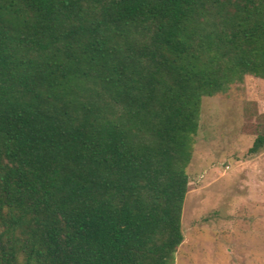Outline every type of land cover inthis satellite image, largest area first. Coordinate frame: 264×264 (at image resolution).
<instances>
[{"label": "trees", "instance_id": "trees-1", "mask_svg": "<svg viewBox=\"0 0 264 264\" xmlns=\"http://www.w3.org/2000/svg\"><path fill=\"white\" fill-rule=\"evenodd\" d=\"M247 75L264 0H0V264H175L202 98Z\"/></svg>", "mask_w": 264, "mask_h": 264}, {"label": "rangeland", "instance_id": "rangeland-1", "mask_svg": "<svg viewBox=\"0 0 264 264\" xmlns=\"http://www.w3.org/2000/svg\"><path fill=\"white\" fill-rule=\"evenodd\" d=\"M264 79L204 96L175 264H264Z\"/></svg>", "mask_w": 264, "mask_h": 264}]
</instances>
